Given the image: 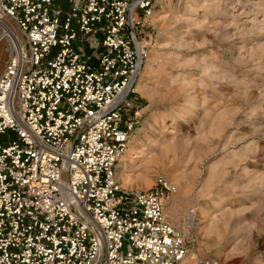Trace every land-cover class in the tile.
Returning a JSON list of instances; mask_svg holds the SVG:
<instances>
[{"label":"built area","instance_id":"built-area-1","mask_svg":"<svg viewBox=\"0 0 264 264\" xmlns=\"http://www.w3.org/2000/svg\"><path fill=\"white\" fill-rule=\"evenodd\" d=\"M158 1L0 0L22 35L0 72V264L187 257L164 212L176 187L116 175Z\"/></svg>","mask_w":264,"mask_h":264},{"label":"rangeland","instance_id":"rangeland-1","mask_svg":"<svg viewBox=\"0 0 264 264\" xmlns=\"http://www.w3.org/2000/svg\"><path fill=\"white\" fill-rule=\"evenodd\" d=\"M168 2L131 114L130 185L176 187L165 213L184 264H264V0Z\"/></svg>","mask_w":264,"mask_h":264},{"label":"bare ground","instance_id":"bare-ground-1","mask_svg":"<svg viewBox=\"0 0 264 264\" xmlns=\"http://www.w3.org/2000/svg\"><path fill=\"white\" fill-rule=\"evenodd\" d=\"M168 1L169 0L158 1L159 9L166 8L170 3ZM159 9L156 8V10L154 11V14L152 15V22H156V17L159 14ZM20 34L17 33V29L14 27V24H12V21L10 19H8L6 17H3L0 19V43L5 41V42L10 44V49L7 50L9 57L13 51V48L17 47L18 44L22 43V35H21V41H19ZM18 41H19V43H18ZM1 54H2V49H0V55ZM147 60H148V54H147L146 59L144 60L142 67L140 68V70L138 72V75H137V78H136L135 84H134L135 92L137 94L138 93L141 94L142 96L145 93V85H144V79L143 78H144L145 70L147 67V65H146ZM136 140L137 139L135 136L134 137L130 136L129 141L126 145V148L124 150V153L122 154V156L119 159V162L116 166L117 178L119 179L122 187L124 185H126V186H124V188H135L136 187V186L130 185V180H131L130 173L134 167L135 160L137 158L136 156L138 154V149H139L138 145L136 144L137 143ZM138 140H140V139H138ZM177 147H178V145H177ZM147 187H148L147 185L144 186V188H147ZM164 212H165V210H164ZM188 254H189V252H188ZM191 256L194 257L193 253L191 254ZM187 257H189V255H187ZM187 257L180 264H184V262L187 260Z\"/></svg>","mask_w":264,"mask_h":264}]
</instances>
